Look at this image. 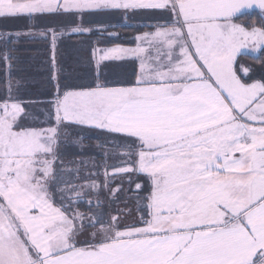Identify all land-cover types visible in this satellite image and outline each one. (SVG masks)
Segmentation results:
<instances>
[{"label":"snow or ice","instance_id":"snow-or-ice-1","mask_svg":"<svg viewBox=\"0 0 264 264\" xmlns=\"http://www.w3.org/2000/svg\"><path fill=\"white\" fill-rule=\"evenodd\" d=\"M0 264H264V0H0Z\"/></svg>","mask_w":264,"mask_h":264},{"label":"trees","instance_id":"trees-1","mask_svg":"<svg viewBox=\"0 0 264 264\" xmlns=\"http://www.w3.org/2000/svg\"><path fill=\"white\" fill-rule=\"evenodd\" d=\"M256 19L257 18H256L255 15H251L250 18H245L241 22L247 24V23H250L251 21H254ZM43 23L44 24H48V23H53V22L44 21ZM136 23L138 24V22H136ZM115 24H122V21L118 18V20L116 21ZM13 26L14 27H18L19 25H13ZM8 27H12V26L8 25ZM113 30L119 32L120 36L123 35L124 29L122 27H117V28H115ZM139 30H141V29L134 28V26H133V29H132L133 32H139ZM119 42H122V40L119 41ZM72 43H73V45H75V44L80 43V41H73ZM30 47L39 49V51L23 53V55L24 56L35 57L34 60H31L28 63L31 64V68L29 69V72H30V74L32 76H34L36 78V81H37L38 78L44 77L45 73H46V65L44 64V61L47 60V56L43 55V52H42L43 49L46 47V45H44V44H36V45H31ZM64 49L66 51V59H65V62H64L66 67L67 66H71V65L74 64V60H75L77 55H79L80 57H84V54H85V53L83 54V53L80 52L82 49L79 50V52L77 53V50L74 47H72V46H66ZM244 63H246L248 65H253L257 69H259V64L255 63L252 59H249V58L245 57L244 58ZM25 67H27V65H25ZM42 71H44V72H42ZM89 75H90V70H88L87 73H84L83 77L84 78H88ZM41 94H42V91L40 89L38 90L37 88H34L33 86H31L28 89V91H26L24 93V95H26V96H33V97L38 96V95L40 96ZM87 142L90 143V144H95L97 141L93 139V140H89ZM81 210H84V205H81Z\"/></svg>","mask_w":264,"mask_h":264},{"label":"rangeland","instance_id":"rangeland-1","mask_svg":"<svg viewBox=\"0 0 264 264\" xmlns=\"http://www.w3.org/2000/svg\"><path fill=\"white\" fill-rule=\"evenodd\" d=\"M118 20V18L117 17H110V18H101L100 19V23H102V24H108V23H113V24H115L116 23V21ZM53 23H55V22H53ZM129 24H130V22H129ZM131 24L134 26V28H138L139 29V24H137L136 23V21H134V23H133V21H131ZM10 26H12V27H14L13 25H10ZM126 28H128V26H125ZM123 28V27H122ZM140 31V30H139ZM135 33H138V32H135ZM82 49V50H81ZM80 50V52L81 53H83L84 54V51L87 49V46L84 44V46L81 48ZM43 55H45V56H47L48 57V55H49V53H48V51H47V46L43 49ZM87 55L86 54H84V57H86ZM65 59H66V51H65V49H64V56H63V59H62V62L64 63L65 62ZM246 64V63H245ZM76 68H77V72L83 77V74L84 73H87L88 72V70H90L89 68H87V67H81V66H76ZM42 72H44V71H42ZM45 75H46V73H45ZM38 78V77H37ZM43 77H40V78H38L37 79V81H36V83L33 85V87L34 88H37L38 90L40 89L41 91H42V93L45 91V89L41 86L42 84H43V79H42ZM39 96V95H38ZM34 110H36V111H38V108H36V109H34ZM121 206H123V205H121Z\"/></svg>","mask_w":264,"mask_h":264},{"label":"crops","instance_id":"crops-1","mask_svg":"<svg viewBox=\"0 0 264 264\" xmlns=\"http://www.w3.org/2000/svg\"><path fill=\"white\" fill-rule=\"evenodd\" d=\"M143 21H144V22H147V23H151V21H150L147 17L143 18ZM133 22H134V21H133ZM122 23H123V21H122ZM138 24H139V23H138ZM129 25H130V26H128V28L123 27L124 31H123V35H122V37H128L129 39L122 40L121 43H124V44H126V45L131 44L132 41H131L130 38H131L132 36H134L135 34H137V33H135V32L132 31V29H133V25L131 24V22H130ZM139 29H141L140 24H139ZM142 30H143V31H149V30H151V29L145 27V28L141 29L140 31H142ZM86 46H87V45H86ZM84 53H85L86 55H88V51H87V49L84 51Z\"/></svg>","mask_w":264,"mask_h":264}]
</instances>
